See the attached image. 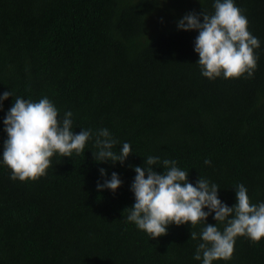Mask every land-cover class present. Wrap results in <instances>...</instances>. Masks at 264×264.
Segmentation results:
<instances>
[{"label": "trees", "instance_id": "obj_1", "mask_svg": "<svg viewBox=\"0 0 264 264\" xmlns=\"http://www.w3.org/2000/svg\"><path fill=\"white\" fill-rule=\"evenodd\" d=\"M214 3L0 0V96L13 95L0 110V264H202L194 256L204 224L169 225L152 240L127 220L134 168L149 156L158 173L167 159L193 185L199 177L218 185L229 207L240 184L264 203V0H234L260 41L253 76L238 79L202 76L198 32L177 27L189 12L213 14ZM17 97H47L61 121L72 112L74 132L93 133L79 155H54L36 181L11 180L2 160L3 121ZM101 129L117 154L131 145L123 165L94 159ZM113 172L121 187L98 191ZM213 216L206 223L215 226ZM213 264H264V239L238 237L232 257Z\"/></svg>", "mask_w": 264, "mask_h": 264}, {"label": "clouds", "instance_id": "obj_2", "mask_svg": "<svg viewBox=\"0 0 264 264\" xmlns=\"http://www.w3.org/2000/svg\"><path fill=\"white\" fill-rule=\"evenodd\" d=\"M214 13L197 14L189 12L178 21V30L196 31L194 51L198 54L197 64L201 75L214 80L238 79L245 74L251 78L257 67L255 50L260 41L248 30L249 22L234 0H215ZM202 19V22H201ZM13 97L11 91L0 96V110L4 100ZM56 106L44 97L38 102L15 98L3 121L7 139L3 144L2 160L11 171L10 179L20 182L36 181L46 175L51 166V158L59 154L71 157L79 155L93 136L91 130H72V112L58 119ZM93 154L95 160L110 161L123 165L132 153L129 143H124L119 154L113 151L117 141L107 129L96 134ZM160 163L158 157L149 156L143 167H135L136 173L131 185L135 203L127 220L148 234L152 240L167 235L169 225L195 227L204 224L199 238L203 241L197 247L195 260L202 264L213 261H228L234 254L238 237H247L254 243L264 239V203L253 204L246 187L240 184L235 189L236 203L229 207L219 197L218 185L199 177L196 184L188 181L189 174L176 166V161L163 160L166 169L162 174L154 170ZM205 164L210 161L205 160ZM101 176H106L100 169ZM122 185L117 173L111 179L97 183V190H110L115 193ZM207 209V211H205ZM215 226L207 224L210 215ZM218 224H223V231ZM198 238L195 231L190 239Z\"/></svg>", "mask_w": 264, "mask_h": 264}]
</instances>
